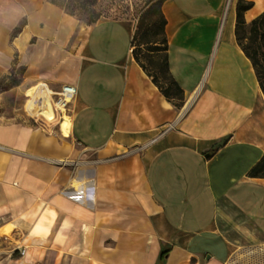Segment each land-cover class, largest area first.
<instances>
[{
    "label": "crops",
    "instance_id": "1",
    "mask_svg": "<svg viewBox=\"0 0 264 264\" xmlns=\"http://www.w3.org/2000/svg\"><path fill=\"white\" fill-rule=\"evenodd\" d=\"M236 1L162 3L180 90L165 97L134 60V24L0 0V80L19 68L25 84L76 89L67 133L0 121V264H261L264 178L249 173L264 93ZM244 1L245 24L264 15Z\"/></svg>",
    "mask_w": 264,
    "mask_h": 264
},
{
    "label": "rangeland",
    "instance_id": "2",
    "mask_svg": "<svg viewBox=\"0 0 264 264\" xmlns=\"http://www.w3.org/2000/svg\"><path fill=\"white\" fill-rule=\"evenodd\" d=\"M60 5L63 11L74 15L76 20L82 25L89 24L91 21H126L134 24V33L137 31V41L144 43L147 40L158 42L161 37L158 33L159 22L156 19L154 9H150L158 0H55ZM165 1V0H164ZM161 8V7H160ZM162 9V8H161ZM143 23V28L137 30L139 27V20ZM95 22V23H96ZM247 44L250 49H257V64L255 68L256 73L259 74L261 68L264 69V44L257 46V44L242 41V45ZM134 45V44H133ZM135 45H139L136 43ZM162 44L158 46L162 49ZM149 46H140L136 48L139 59V66L143 68L144 73L151 75L163 88H166L169 81L166 79L165 71L162 69L163 53H151ZM148 50V51H147ZM10 73L0 80V121H21L28 120L31 123L43 122L60 123L63 115L64 119L68 120V108L66 112L61 114L55 113V118L51 122H46L40 117L36 116L38 112L37 106L43 102L42 97L49 95L53 102L55 101V94L51 92L46 85L38 84L31 86L23 83V71L19 68L9 71ZM259 77V76H258ZM259 81L264 82V75L260 76ZM45 91V92H44ZM47 91V92H46ZM171 94L174 92L170 91ZM177 96L176 94H174ZM69 106V105H68ZM61 121V122H62ZM65 121V120H64ZM60 125V124H59ZM262 253V252H261ZM253 255L250 253L247 258ZM257 263L264 264V257L258 260Z\"/></svg>",
    "mask_w": 264,
    "mask_h": 264
},
{
    "label": "trees",
    "instance_id": "3",
    "mask_svg": "<svg viewBox=\"0 0 264 264\" xmlns=\"http://www.w3.org/2000/svg\"><path fill=\"white\" fill-rule=\"evenodd\" d=\"M48 2L50 4L56 6L57 8L58 7L61 8L60 5L57 4L55 0H48ZM163 2H164V0H158L151 7H149V10L154 9L156 19L159 22L158 33L161 37L160 41L153 42V41L147 40L144 43H141L140 41L138 42L137 41V39H138L137 38V31H135V33L132 36V38H133L132 39V48H133L132 53H133V57H134L135 62L139 65V59H138V55L136 52V48H139L140 46H146L147 45L150 47L149 51L151 53H160L161 51L164 52L161 66H162V69L165 71L166 79L169 81L168 86L166 88H163V86H161L159 83H157V81L154 80V78L151 75H148V74L147 75L152 78L154 85L161 91V93H163L165 95V97H168V93H170V91L174 92V94L179 96L180 90H179L177 84H175V82L172 81L167 75V65H166V57H165L166 37H164V27H165L166 22L164 20L162 10L160 8ZM252 6H253V4H251L247 1H244V0H237L236 1L235 34L237 37L238 44L241 46V48H243V52H244L245 56L249 59V62H251L252 66L254 68L255 76L257 77V81L259 83V88L262 91V93H264V82H261L258 79L260 76L264 75V69L261 68L259 74H257L256 70H255V68L258 66V64H257V62H258L257 61L258 51H257V49H255V50L250 49V47H248L247 44L242 45V41H247L249 43L257 44V46H261V44H264V15H260L259 17H257V19L251 21L248 25L245 24V21L243 19V14L245 13V11L252 8ZM65 13L71 17L74 16L71 13H68V12H65ZM141 20L142 19L140 18V20L138 22L139 23V25H138L139 27L137 28L138 31L143 28V23H141ZM95 22H96V20L91 21L89 24H94ZM136 43H139V45H135ZM160 44H162L163 47H162V49L159 50L158 46ZM142 70H143V68H142ZM249 174L251 177L264 178V156H262L259 163L256 164L252 168V170Z\"/></svg>",
    "mask_w": 264,
    "mask_h": 264
},
{
    "label": "built area",
    "instance_id": "4",
    "mask_svg": "<svg viewBox=\"0 0 264 264\" xmlns=\"http://www.w3.org/2000/svg\"><path fill=\"white\" fill-rule=\"evenodd\" d=\"M53 93H51L52 95ZM76 94V89L74 86L71 85H63L60 89V91L58 93H56L55 95V101L52 104V109H53V113H57V114H61L63 112H66L68 105L70 104V102L74 99L73 97ZM66 96H69L71 98L70 101L67 100ZM63 110V111H62ZM62 120V117L60 119V122ZM22 252H21V256H22Z\"/></svg>",
    "mask_w": 264,
    "mask_h": 264
},
{
    "label": "bare ground",
    "instance_id": "5",
    "mask_svg": "<svg viewBox=\"0 0 264 264\" xmlns=\"http://www.w3.org/2000/svg\"><path fill=\"white\" fill-rule=\"evenodd\" d=\"M66 98L68 101L71 100V98L69 96H66ZM42 99H43V102H41V104L39 106H37V108L39 110L36 113V116L42 118L43 120H45L48 123V122L53 121L55 118V113H53V109H52L53 100L51 99V97L49 95L43 96ZM63 115H64V113H63ZM63 115H62V118H63ZM64 120H66V119H64ZM64 120L63 121L61 120L62 122H60V125L63 128V131L65 133H67L68 127H67V123H65Z\"/></svg>",
    "mask_w": 264,
    "mask_h": 264
}]
</instances>
